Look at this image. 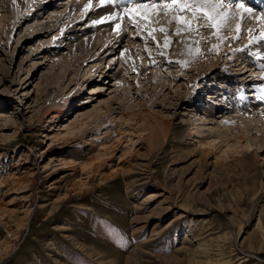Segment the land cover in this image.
Returning a JSON list of instances; mask_svg holds the SVG:
<instances>
[{
  "label": "rangeland",
  "instance_id": "374dc122",
  "mask_svg": "<svg viewBox=\"0 0 264 264\" xmlns=\"http://www.w3.org/2000/svg\"><path fill=\"white\" fill-rule=\"evenodd\" d=\"M84 2V9L78 15H82L87 8L86 1ZM61 3L65 2L58 3L57 11L52 10L49 15H41L43 18L39 24L43 25L42 28L46 27L45 23L53 22L59 15L67 16L58 25L63 30L68 24H76L77 19L79 22L81 16L75 13L71 15L68 6ZM9 4V0H0V31L9 20L14 19L9 14ZM100 13L105 16L106 12ZM110 13L111 9L108 8V14ZM171 13L167 16L165 12L158 16L153 14L148 20L136 15L135 23L127 22L129 33H139L141 38H147L148 42L142 45L150 47V38L155 36L157 43L160 41V32H154L153 29L167 28L166 18L172 17ZM25 14L30 13L24 10L23 15ZM34 18L32 16L33 20L25 23L11 39H3L0 32V183L9 180L5 187L0 185V264H128L127 260H132L131 264H194L196 258L182 251V247L196 251L197 260L204 263L264 264V134H257V140L245 152L243 156L246 157L242 162L239 160L243 156H238L217 163L218 151L200 145L199 141L204 136H220L215 126H212V131L201 134V129L194 135L196 130L190 122L191 118L186 117V113L189 114V109L195 105L189 104L193 100L190 99L197 101L201 94H207V89L204 93V87L200 90L199 85L201 86L208 68H184L185 57L180 56L184 62L177 59L179 65L175 66L179 67L183 75H174L182 78L180 83H185L187 76L188 84L179 91L175 86L169 93L166 89L169 84H163L166 80H171L168 74L165 73L163 82H153L151 79L141 81L142 75L135 76L139 72L136 67L132 74L134 77L126 75L127 73L122 74L129 79L127 82L133 83L132 87L117 85L113 88L115 98L123 101L128 99L126 105H121L112 99L113 96L110 97L107 89L111 85L105 86L103 78L97 74L92 83L79 87V96L72 101V106L69 105L70 113L59 118H53L54 114L44 117L45 105L51 97L57 95V99L63 104L65 101L61 98H67L76 89V83H80L81 76L91 68L92 63L81 65L78 72L80 74L74 76L79 70L77 62L73 63V68L68 67L67 70L60 69V64L52 68L50 62L44 60L45 54L39 53L42 50L54 51L56 53H52L53 59L68 55L74 60L80 58V64L86 54L90 57L89 62L94 58L95 50L89 49L96 43V53L99 55L105 52L103 57L107 58L109 51L102 49L98 43L105 40L109 33L107 29L100 31L95 28L96 31L87 34L89 30H78L80 26L75 25L76 35L82 33L73 42L69 40L72 34L65 31V37L62 38V46L66 43L65 48L71 43L76 46L87 41L90 43L83 47V51L89 52L74 56L69 55V49L57 50L54 47V44L59 45V28L50 36L46 34L43 39L32 36V32L41 30L37 29ZM124 19L128 20V17L124 16ZM123 20L118 19L115 24L122 23ZM233 22H229V28L235 27L237 22ZM91 23L90 21L89 24ZM85 24L88 27L89 24ZM199 24L202 26L204 23L202 21ZM246 25V22L243 23V30H247ZM28 26L36 28L32 32L26 31ZM190 27L195 29L197 25ZM226 30L228 29H221L216 34L215 30L209 32V29L199 27L198 32L187 31L183 35L189 34L193 46L197 47L202 42L203 47L215 51L213 58H210L214 60L212 67L225 65L229 68L228 71L235 70L236 74L238 68L234 65L246 62L247 56L243 58L241 54L231 52L234 37L238 35ZM112 31L114 34L115 28ZM201 33L204 37L199 41L197 37ZM6 34L9 35V32ZM243 38L245 39L242 42ZM242 39L235 45L242 42L239 45L242 47L248 43L244 33ZM114 43L115 41L112 42ZM135 43L140 44L139 40H135ZM213 50H210L212 54ZM173 51L175 49L171 52ZM59 53L61 55H57ZM152 55L155 54H141V60L134 61L135 65L148 67L150 72H160L163 67L161 71L167 72L169 68L164 65V61L156 63ZM48 56L47 59L51 60ZM115 58L113 63L119 61L118 55ZM227 59L233 62L228 63ZM110 60L111 58L106 60V65ZM152 62L156 64H151ZM120 63L116 68L125 70V66ZM187 71L190 72L186 74ZM91 75L85 80L92 77ZM191 81L196 84L191 86ZM120 82L124 81L119 80L118 84ZM236 96L238 97L233 93V99ZM108 100H113L114 121L99 130L95 129L93 133L86 131L85 126L79 130L72 126L82 115L104 107ZM207 100L205 98L206 102ZM137 104H141L142 111L138 108L139 113L152 112L154 118L150 119H157L168 127V137L157 152H151L145 141L135 138L138 144L123 156L125 141L133 132L131 127L134 125L129 123L132 125L130 127L125 119L130 108ZM227 108H231V105H227ZM2 114L7 115L2 118ZM83 119V122L92 120L87 119V116ZM246 122L239 119L238 130L247 127ZM106 136L110 142L111 139L114 142L122 138L113 158L107 160L98 173L84 172L80 163H88L91 156L96 154L91 144H102ZM66 161L68 164L64 163ZM82 181L88 187L79 189ZM153 192L166 195L144 205L142 211L149 212L156 206H161V209L170 206L171 210H166L162 218L160 215L153 216L145 227V235H142L143 231H137L135 223L142 212L138 207ZM168 193L173 194L171 199H166ZM184 208L187 211H183ZM5 209H11V217L2 214ZM178 212H183L184 216L177 218L175 213ZM158 221L161 222L160 227H164L162 232L144 243ZM6 245L12 247L8 255ZM97 253L104 260L99 259ZM244 253H248V256L244 257ZM222 258L224 261H221Z\"/></svg>",
  "mask_w": 264,
  "mask_h": 264
},
{
  "label": "bare ground",
  "instance_id": "6f19581e",
  "mask_svg": "<svg viewBox=\"0 0 264 264\" xmlns=\"http://www.w3.org/2000/svg\"><path fill=\"white\" fill-rule=\"evenodd\" d=\"M66 1H67V3H66ZM85 1H86V5L88 7L87 8L85 7L86 8L85 12H83L82 15H78V16H81L79 22H81L82 20L86 21L88 19L87 17L90 16V21L92 22L91 25H94L93 21L100 19V17L102 16V15H100L101 14L100 12H102L103 10L98 11L96 14H99V15L94 16L95 12H93L92 8H89V0H85ZM143 1H146V0H143ZM158 1H161V0H158ZM59 2H65L64 5H66V4L69 5L68 11L70 12L71 15L76 12L77 8L79 10L84 9V6L83 7L80 6L81 2H78L77 0H60V1H58V0H15V3L13 2V0H9V3H10L9 4V10H10L9 14H11L13 16L12 18H14V19H12V21L9 20L8 23L3 27V29H1V31H0L2 33L1 37L3 39H6V38L11 39L12 35L14 33H16V31L20 30L21 27L23 25H25V23H28V22L33 20V19H31L32 16H35L34 20L37 21V29H41V30L34 31V28H36V26H32V27L28 26L26 31L32 32V29H33L34 32H32V36L36 35V36H38V38L40 37L41 39H43L46 34L50 36L54 32V30H56V28H59L58 25L62 24L67 16L59 15V16H62V18L58 16L56 18V20H54L53 22L45 23L44 24V26H46L45 28H42L43 25L39 24L40 23L39 21L43 18V16H41V15H43V14L49 15L52 10L57 11L59 9V4H58ZM240 2H243L246 4L247 7L252 8L253 13L251 16H249L247 13H245L243 16V19H241V16H240L241 10L235 9L237 15L234 19L230 20V22L231 21L233 22V20H236V22H237V23L235 22L236 25L237 24L241 25L240 31L237 32V34H236V25L234 28L233 27L226 28V29H228L226 31H229V33H232V34L235 32V34H233V35H238L237 36L238 39H237V37H234L235 38V39L233 38L234 40L231 39L234 42V43H232V46L237 44V42L242 39V36L244 33V35H246V39L248 41V43L244 46V48L246 50H248V49L252 50L253 49L255 52L252 53V55L255 56L258 61H261L260 63L257 64L255 60H252V61H249L248 63L244 62V63L239 64V65L235 64L234 66H237L238 70H236V71H238V72L236 74H234V76L229 75L230 74V71H228L229 68L225 65H221L219 67H216L214 65L215 67H212L211 63L214 60L213 59L211 60L210 58H213V56L215 55V51L213 49L208 48V47H203L204 45H202L203 44L202 42L198 43L199 46H197V47L193 46L192 38L189 36V34L183 35V34H185V32H187V31H184V25H182V26L178 25L179 23L177 24V22L173 19V16L166 18L167 19L166 21L168 24L167 28L164 27L166 30V33L163 34L158 29L156 30L157 32H160V36H159L160 41L158 43L155 40V38H156L155 36H154V38H150V40L152 41L151 42L152 46H150V47L147 45L145 46V44L142 45V43L148 42L147 38H141L138 35L139 33H137V34H134V32L132 34L129 33L128 23H127L128 20L124 19L122 21V23H120L121 28L115 29L114 34L112 31V28H115V25H113V24H115V21L109 20V21H105L101 24H95V26H94V28H97L100 31L101 30L103 31V29L108 30L109 34H107V37L105 36L106 39L102 40L101 43L100 42L98 43L102 49H106L105 51H109V53H107V58L105 56L103 57L105 52L101 53L99 55L96 53V51H97V49H95V47L97 46L96 43H93L95 47L92 46V48L89 49L90 51L95 50L93 53L94 58L89 62L90 57H88V54H86V55H84V58H82V62L80 64H79V61L81 60L80 58H76L77 60L76 59L74 60V59L70 58V56H68V55L67 56L64 55L65 57L63 56V58H60V57L56 58L55 57L56 59L55 58L53 59L52 53L54 51L50 52L48 50L47 51L42 50L43 52L39 53V54H45L43 58H44V60L50 62V65L53 66L52 68H55V65L57 66L58 64H60L61 66H58L60 69L67 70L68 67L73 68V66H74L73 63L77 62L79 70H77V73L75 72L74 76H77L78 74H80L78 72H80L81 65H83V64L86 65V63H92L91 68L89 70H86L83 73L84 74L83 76L80 75L81 76L80 83H81V80H82V83L80 84V83H78L79 82L78 81L76 83L77 84L76 89L73 90L67 98H61L63 101H65V102H63L64 105L60 102L61 100H59V98L57 99V95L54 94L51 97V94H48V97H51V100L48 103H46V105H45L44 117L47 115H50V114H54L53 118H55V117L59 118V117H65L68 113H70L72 101H74L77 98V96H79V94L81 92V89L79 87L84 85V84L86 85V84L92 83L93 80L95 79L94 76H96L97 74H98V76L101 75V77L103 78L102 81L105 83V86H106V84L111 85V87L109 89H107V91H110L109 92V94L111 95L110 97L113 96L112 99L118 101V103L121 105H126V102H128V99L123 101V100H120L119 98H115L114 97L115 92H114L113 88L116 87L117 85L125 86L127 88L132 87L133 83L127 82V80H129V79L125 75L122 76V74L127 73L126 75H129L130 77H132L133 76L132 74L134 73L133 72L134 68H136V67H137L136 69L139 72L141 71L142 74L137 71L138 74L135 76L138 77L139 75L140 76L142 75L141 81H146V80L151 79V80H153V82H157V81L163 82V78H164V75L166 73V74H168V78H171V80H166L165 82H163V84H165V85L169 84L168 85L169 87L166 89H168L169 93H170L174 89V87L177 86L176 90L179 91L181 88L184 87V85L186 86V84H188L186 81L187 76H186V79L184 80L185 83H182V82L180 83V81H181L180 79H182V78L180 76L175 77V75H174L176 73H180L181 75H183V73L181 72L179 67L175 66L178 64L176 60L179 59L182 63L185 61L184 62L185 63L184 68L185 67L186 68H193V69L208 68L206 73H204L205 76L203 77V81L201 82V86L199 85V88H201L200 90H203L202 87H204V89H207L206 90L207 94L202 95L200 98L197 99V101H195L194 98L190 99V100H192V99L193 100L191 102H189V104L194 103L195 105H194V107H191V109H189V111H188L189 114L186 113V117L191 118L190 122L194 126V130H196L194 132V135H196L199 132V130H201V129H202L201 134H202V132L212 131V126H215V128H217L215 130L220 136H219V138L217 136L216 137L215 136H204L199 141L200 145L203 147L212 148V149H215L216 151H218V154L216 156L217 163H219L220 161L221 162L229 161L231 158H234V157L243 156L252 148L253 143L255 142V140H257V134H259V135L261 133L264 134V129H262V128H264V83H263L264 82V39L261 38L262 31H264V20L256 19V16L260 12H264V0H232L233 4L240 3ZM94 3H96V1H94ZM24 10L29 12L30 14L29 15L28 14L23 15ZM113 11L114 10L111 9V12H113ZM169 13L170 12H165L166 16L169 15ZM55 15H58V14H55ZM152 15L153 14H151V16ZM171 15H172V13H171ZM37 17H39V18L36 19ZM8 18H9V16H8ZM202 21L203 20H201L200 22H202ZM68 22H70V20ZM245 22L247 23V25H246L247 30L242 29V25ZM203 23H204V21H203ZM233 24H234V22H233ZM132 27H134V26H132ZM199 27H201L203 29H209L210 30L209 32H211V31L214 32L213 29L204 27L203 25L199 26ZM75 28H76L75 25L72 24V26H70L69 29H67V28H65L64 30H63V28L57 29V30H59L58 33H60V30H61V33H60L61 36L58 38L59 39L58 40L59 45L56 46V44H54V47H56L57 50L58 49H61V50L69 49L71 51L69 53V55L71 54L74 56L75 55L80 56L82 53L84 54L85 52H89V50L83 51V47L90 44L88 41L83 42V44H81L80 46H76L72 43H71L72 45L70 44V46L67 48H65L66 43H65V45L62 46V44H63L62 38L65 37V35H64V34H66L65 31H67L68 34H70V35L72 34V36H70L69 40H73V42L78 40V38H77L78 36L76 35V31L74 30ZM89 28H92V27H85V29H87V30H89ZM177 28L181 29L179 35L176 34ZM170 29H172V30H170ZM132 30H134V29H132ZM156 31H154V32H156ZM170 31H172V34H170L171 33ZM7 32H9V35L6 34ZM117 32L120 34H118ZM216 34H218V33H216ZM165 35H167V38L170 42L169 46L167 48L164 47ZM161 37H162V39H161ZM202 37H204V34L201 33V34H199V36L197 38L200 41ZM223 38H224V36H223ZM125 39H127V40L125 41ZM67 40H68V38H67ZM135 40H139L140 44L135 43ZM113 41H115L114 44H112ZM222 42H224V41H222ZM140 47H142V50L140 49ZM174 49H175V52L174 51L171 52ZM38 50H39V48H38ZM38 50H37V52H38ZM61 50H60V52H61ZM210 50L211 51L213 50V54ZM210 52H211V54H210ZM55 53H53V54H55ZM61 53H59L57 55H61ZM144 53H146L148 55L155 54V55H152L155 57V60H156L155 62L156 63H162L164 61V65H166L169 68V70L167 72H164L165 70L161 71V69L163 68V67H161L160 72H154V71L150 72L149 70H151V69H147L148 67L144 68V66H136L134 61L138 62V60H141L140 55L144 54ZM172 53H173V55H171ZM176 53L178 54V56H175ZM48 54H51V56L49 55L50 56L49 57ZM116 55H118V60L121 63L119 61L113 63V60H114ZM191 55H193V56L191 57ZM252 55H250V56H252ZM47 56L51 60H48ZM180 56L185 57L184 61H182V58ZM241 56L243 58L246 57V55L243 56V54H241ZM225 57H226V55H225ZM108 58L109 59L111 58V60H110L109 64L106 65L107 64L106 60H108ZM246 58H249V57H246ZM61 59H63V60H61ZM160 59H162V60L160 61ZM232 59H233V57H232ZM227 60H228V63L233 62L231 59H227ZM205 61H208V62L206 63ZM118 62L122 66H125V70L124 69L123 70L118 69L119 67L116 68L119 65ZM174 69H175V71H174ZM189 72L190 71H187L186 74H188ZM64 73H66V72H64ZM88 75H91L92 77L85 80V78ZM119 80H123L125 83L120 82V84H118ZM258 80H260V81H258ZM113 83L114 84L116 83V85H113ZM208 83H209V85H208ZM217 83H219V84H217ZM146 84L148 85L150 83H146ZM195 84H196L195 82L191 81V86H193ZM161 88L164 89L163 87H161ZM199 88H197V89H199ZM248 88H250L248 90L249 94L245 93V92H247ZM175 92L177 93V91H175ZM233 93L235 95H238V97L236 96L237 98L234 97L235 99H233ZM209 94H211V95H209ZM179 95L182 96V94H179ZM194 95L196 98V93H194ZM185 96H187V94H185ZM185 96L183 95V97H185ZM197 96H198V94H197ZM206 96H208V97H206ZM205 98H208L207 102L205 101ZM57 100H59V101H57ZM113 100H108L107 103L104 105V107L96 108V110L94 112L90 111L89 113L82 115L80 118L77 119L76 122H74L72 124V126H74V128H76L77 130H79L81 127L85 126L84 129L86 131L90 130L93 133L95 131V129L99 130L105 124L109 123L110 121L111 122L114 121L115 120V118L113 117L114 111L112 108V101ZM173 104H174V102H173ZM69 105H71V106H69ZM179 105H180V102H179ZM182 105H185V103H182ZM227 105H231V108H227ZM140 106H141V104H137V105L133 106V108H130L131 109V110H129L130 113L127 114L128 116L125 119V120H127L126 122L128 124L134 123V125L132 126L129 124L130 127L132 126L131 132H132V130H133V132L129 134V139L125 141L126 145L124 146L123 156H125L127 154V151L131 150L136 144H138V140L145 141L151 152H157L158 150H160L162 148V145L164 144V142L166 141V139L168 137V127L165 126L162 122H159L157 119H150V118H154V116H153L154 114L152 112L146 113V114H144V112L139 113L138 108H140ZM64 107H67V108H64ZM140 110L142 111L141 108H140ZM6 115L7 114H2V118L5 117ZM85 116H87V119H92V120L90 122H83L84 121L83 118ZM136 119L138 120V122ZM239 119H242V121H244V122L247 121L246 122L247 127H244V128L241 127L240 130H238L239 129L238 127L240 126V123H238ZM120 120H122V119H120ZM84 129H83V131H84ZM254 136H256V137H254ZM135 138H137L138 140L136 141ZM109 139H111V138H109ZM107 141H108V136H106L105 139H103L102 144H97L98 142H93L91 144L92 150L96 151V154L94 156H91L88 163L85 161L80 163L81 169L84 172H88V173H92V174L98 173L99 170L103 168V166L105 165L107 160L113 158V154L117 151V149H118L117 147L121 143L122 138H119V139L115 140L114 142L112 141V139H111V142L110 141L107 142ZM121 146H123V145H121ZM206 155H209V153L206 152ZM245 157L243 156V158H241L239 160V162H242ZM120 158H122V157H120ZM64 163L68 164L67 161ZM222 165H223V163H222ZM8 182H9V180H7L6 182L3 180V182L1 181L0 185L2 184L3 187H5L8 184ZM79 187H80L79 189H82V188H85L88 186L86 183H84L82 181V182H80ZM165 195L166 194H164L162 192L150 193L148 198H144V200L140 204L141 206L139 205L138 209L140 211H142L144 209V205L151 204L152 202L156 201V199H158L160 197H165ZM171 196H173V194L168 193V196L166 197V199L167 198L171 199ZM186 209L187 208H184L183 211ZM166 210H167V212L170 211L171 207L170 206L166 207V208L163 207L161 209V206L160 207L156 206L153 209H151L149 212H143V211L140 212L139 216L136 218V221H135V223L137 224V231H139L140 233L143 231L142 235H145V233L147 231L145 229V227L150 222L152 217L156 216V215H160V218H162V217H164ZM11 212H12L11 209H5L2 211V214L3 215L6 214L8 216L9 214L11 215ZM175 214L177 215V218L178 217L182 218L184 216L183 212L182 213L178 212ZM159 224H161L160 221H158L154 224L153 229L150 231L149 236H147V240L144 243L149 242L155 236L160 235V233L162 232L164 227H160ZM6 249H7L6 254L8 255L11 252L12 247L11 246L8 247V245H6ZM181 249H182V251H186L196 258V259H194V262H193L194 264H209L208 262L204 263V261L203 262L198 261L199 259L197 260L198 255H197V253H195L196 251H191L186 247H182ZM201 249H203V248L201 247ZM9 250H10V252H9ZM244 254H245L244 257L248 256L247 255L248 253H244ZM97 255L99 256V259L104 260V257L102 255L100 256V254H98V253H97ZM249 255H252V254H249ZM200 256H202V255H200ZM131 261L132 260H129V261L127 260L128 264H131ZM221 261H224L223 258ZM221 263H223V262H221Z\"/></svg>",
  "mask_w": 264,
  "mask_h": 264
},
{
  "label": "snow or ice",
  "instance_id": "6c2138e0",
  "mask_svg": "<svg viewBox=\"0 0 264 264\" xmlns=\"http://www.w3.org/2000/svg\"><path fill=\"white\" fill-rule=\"evenodd\" d=\"M15 3V0H13ZM99 5H109L118 8L119 11L111 12L109 15L101 16L100 19L94 20L93 24H101L105 21H116L122 19L123 16L128 17V21L135 23V16L140 15L141 19L148 20L151 14L160 15L163 12H172L173 19L184 25V31H199V22L204 21L203 26L215 30L218 33L221 29L229 27L230 20L237 15L235 9H240V16L243 19L245 13L252 15L253 9L247 7L245 3H232V0H149L148 3H141L138 0H98ZM91 4V0H89ZM256 19L264 20V12H260ZM196 24L195 29L190 26ZM121 24L116 23L115 29H120ZM240 24L236 25V32H239ZM157 29H153L156 31ZM162 33L166 30L161 27L158 29ZM181 29L177 28L176 34H180ZM251 31V30H250ZM151 35V33H150ZM261 38L264 39V31ZM169 40L165 35L164 47L169 46Z\"/></svg>",
  "mask_w": 264,
  "mask_h": 264
}]
</instances>
